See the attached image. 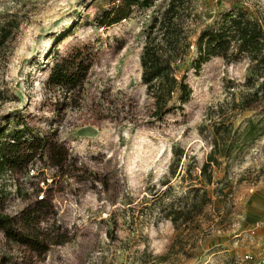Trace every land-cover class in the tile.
<instances>
[{
    "label": "rangeland",
    "instance_id": "374dc122",
    "mask_svg": "<svg viewBox=\"0 0 264 264\" xmlns=\"http://www.w3.org/2000/svg\"><path fill=\"white\" fill-rule=\"evenodd\" d=\"M106 1L0 0V15L10 12L19 18L0 52V124L25 120L48 141L43 158L30 165V178L4 176L17 181L7 187L0 209L17 215L43 193L51 208L41 210L40 228L55 221L66 230V241L43 253L6 240L0 231V256L7 257L5 264H253L243 256L264 249V114L246 111L233 120V128L248 118L259 126L213 171L208 211L217 216L215 207L221 218L214 219L206 236L196 238L194 255H172L165 262L158 258L176 231L152 195L166 181L171 190L163 203L187 190L209 149L203 134L217 118L213 110L230 98L233 84L242 90L247 60L225 63L214 57L196 72L187 69L192 96L183 111L149 123L151 101L140 81L142 29L167 0L136 8L131 18L107 29H95L90 19ZM192 6V42L230 6L242 7L264 23V0H193ZM84 44L96 52L86 91L77 99L64 98L61 90L47 88L46 80L56 60ZM194 54L193 47L183 70ZM173 148L182 152L174 174L169 170ZM50 153L68 165L65 172L51 164ZM40 181L44 185L37 193ZM216 186L223 195L214 193ZM254 222L259 223L257 238L248 235Z\"/></svg>",
    "mask_w": 264,
    "mask_h": 264
},
{
    "label": "trees",
    "instance_id": "16d2710c",
    "mask_svg": "<svg viewBox=\"0 0 264 264\" xmlns=\"http://www.w3.org/2000/svg\"><path fill=\"white\" fill-rule=\"evenodd\" d=\"M157 0H107L103 7L94 12L90 23L95 29H107L132 17L136 8H151ZM193 0H167L165 6L149 17L142 29V45L139 54L140 81L150 99L147 122H161L164 117L182 112L192 96L188 83L187 69L198 71L201 65L214 57L225 63L247 60L246 73L240 84L242 90L233 84L230 98L216 105L213 110L217 118L210 122V132L203 134L209 143L204 160L198 171L190 178L187 190L168 203L163 198L170 192L169 181L163 190L152 195L158 199L161 215L168 219L176 231L174 240L166 253L158 256L161 262L168 261L172 255H188L196 250V238L206 236L210 226L216 225L214 219L221 218L219 210L208 211L212 205V195L207 187L213 183V171L219 168L221 158L229 159L236 150L238 142L253 138L259 124L251 118L244 126L233 128V120L241 112L253 111L264 114V23L242 7L230 6L217 14L212 23L204 25L194 42L190 40V20L194 15ZM16 13L0 15V52L10 41L18 28ZM194 47V57L185 65ZM91 44L74 46L54 63L45 86L61 90L64 98L77 99L84 96L89 75L95 63L96 52ZM73 97V98H72ZM203 133V125L200 124ZM47 136L26 123L0 124V206L7 195V187L16 185V178L4 179L8 174L22 173L30 178V166L43 158L47 146ZM174 160L170 172L175 173L182 152L173 148ZM54 167L65 172L56 154L47 155ZM33 165V164H32ZM189 176L192 172L188 168ZM181 170V169H180ZM32 177V176H31ZM182 179L185 177L182 174ZM42 189L38 186L37 193ZM222 188L216 186L214 193L223 195ZM51 202L41 197L35 198L29 207L17 215L5 214L0 209V231L6 240L24 246L30 252L43 253L50 245L66 241V230L52 221L43 230L39 223L48 212ZM174 251V252H173ZM195 253V252H194ZM193 253V255H194ZM7 261L0 256L1 264ZM230 264H233L231 260Z\"/></svg>",
    "mask_w": 264,
    "mask_h": 264
},
{
    "label": "built area",
    "instance_id": "2783aa9c",
    "mask_svg": "<svg viewBox=\"0 0 264 264\" xmlns=\"http://www.w3.org/2000/svg\"><path fill=\"white\" fill-rule=\"evenodd\" d=\"M30 173L33 174V169L30 170ZM39 183L41 184L40 187L43 188L44 182L40 181ZM38 196L39 198L43 197V193H41ZM258 226H259L258 222L253 223L252 227L248 231L249 237L254 238L256 236ZM243 259L250 261L253 264H264V251L259 252L256 256L253 254H244Z\"/></svg>",
    "mask_w": 264,
    "mask_h": 264
},
{
    "label": "crops",
    "instance_id": "0c3cea01",
    "mask_svg": "<svg viewBox=\"0 0 264 264\" xmlns=\"http://www.w3.org/2000/svg\"><path fill=\"white\" fill-rule=\"evenodd\" d=\"M260 235H262L263 242H264V229H263L262 231H260ZM257 236H258V235L256 234L255 237L257 238ZM256 238H255V239H256ZM261 251H264V249H262ZM261 251H260V252H261Z\"/></svg>",
    "mask_w": 264,
    "mask_h": 264
}]
</instances>
